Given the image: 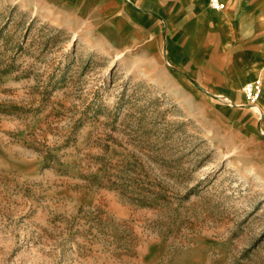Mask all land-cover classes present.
<instances>
[{"label": "rangeland", "instance_id": "rangeland-1", "mask_svg": "<svg viewBox=\"0 0 264 264\" xmlns=\"http://www.w3.org/2000/svg\"><path fill=\"white\" fill-rule=\"evenodd\" d=\"M79 6L0 0V264H264L263 136Z\"/></svg>", "mask_w": 264, "mask_h": 264}, {"label": "crops", "instance_id": "crops-1", "mask_svg": "<svg viewBox=\"0 0 264 264\" xmlns=\"http://www.w3.org/2000/svg\"><path fill=\"white\" fill-rule=\"evenodd\" d=\"M71 1L80 5L77 14L100 8L107 25L143 37L151 52L170 63L184 92L228 99L232 104L224 111L231 120L264 138V0H222L221 10L208 0ZM256 79L263 89L251 108L242 88Z\"/></svg>", "mask_w": 264, "mask_h": 264}, {"label": "built area", "instance_id": "built-area-1", "mask_svg": "<svg viewBox=\"0 0 264 264\" xmlns=\"http://www.w3.org/2000/svg\"><path fill=\"white\" fill-rule=\"evenodd\" d=\"M208 4L211 8L216 10H221L226 7V4L222 0H208ZM262 89L263 86L260 79L250 81L243 86L242 90L250 107L255 105L257 101L260 99V96L262 94ZM228 102L232 104V102L230 101Z\"/></svg>", "mask_w": 264, "mask_h": 264}, {"label": "bare ground", "instance_id": "bare-ground-1", "mask_svg": "<svg viewBox=\"0 0 264 264\" xmlns=\"http://www.w3.org/2000/svg\"><path fill=\"white\" fill-rule=\"evenodd\" d=\"M258 101H259V100H258ZM258 101H257V102H258ZM256 104H257V103H256ZM256 104H255V105H256ZM255 105H253V106H255Z\"/></svg>", "mask_w": 264, "mask_h": 264}]
</instances>
